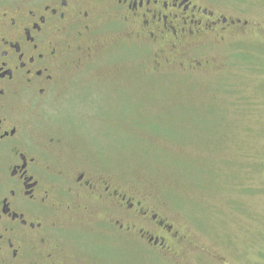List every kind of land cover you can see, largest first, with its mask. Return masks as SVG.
<instances>
[{"label": "rangeland", "instance_id": "374dc122", "mask_svg": "<svg viewBox=\"0 0 264 264\" xmlns=\"http://www.w3.org/2000/svg\"><path fill=\"white\" fill-rule=\"evenodd\" d=\"M217 1L244 26L224 42L208 38L159 74L137 48L110 61L119 39L100 33L109 53L38 116L37 142L61 139L65 161L108 175L181 236L162 253L90 208L74 218L80 247L63 241L60 264H264V0Z\"/></svg>", "mask_w": 264, "mask_h": 264}, {"label": "flooded vegetation", "instance_id": "af4514ba", "mask_svg": "<svg viewBox=\"0 0 264 264\" xmlns=\"http://www.w3.org/2000/svg\"><path fill=\"white\" fill-rule=\"evenodd\" d=\"M228 11L217 0H0V264H60L63 241L80 247L70 238L74 218L90 208L111 215L106 224L117 234L156 251L181 242L167 217L111 177L65 161L61 139L37 142L35 126L56 93L109 53L99 48L100 33L119 39L110 61L137 48L153 54L160 74L184 67V55L208 38L224 42L243 29Z\"/></svg>", "mask_w": 264, "mask_h": 264}, {"label": "trees", "instance_id": "16d2710c", "mask_svg": "<svg viewBox=\"0 0 264 264\" xmlns=\"http://www.w3.org/2000/svg\"><path fill=\"white\" fill-rule=\"evenodd\" d=\"M141 128H142V130H144V129H145V128H143V127L139 126V129H141ZM144 131H147V130H144ZM172 142H177V141H174V140H173ZM199 143H200V142H198V141H197V144H199ZM200 144H202V143H200ZM202 145H207V144H202Z\"/></svg>", "mask_w": 264, "mask_h": 264}]
</instances>
